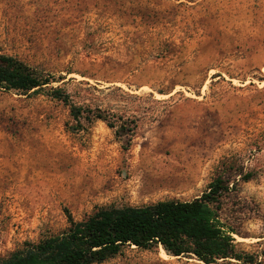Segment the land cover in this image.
Returning a JSON list of instances; mask_svg holds the SVG:
<instances>
[{
  "label": "rangeland",
  "instance_id": "rangeland-1",
  "mask_svg": "<svg viewBox=\"0 0 264 264\" xmlns=\"http://www.w3.org/2000/svg\"><path fill=\"white\" fill-rule=\"evenodd\" d=\"M0 54L50 81L0 89V260L67 214L190 201L221 177L222 219L264 264V0H0ZM51 88L125 127L79 126ZM103 264L202 263L131 246Z\"/></svg>",
  "mask_w": 264,
  "mask_h": 264
},
{
  "label": "trees",
  "instance_id": "trees-1",
  "mask_svg": "<svg viewBox=\"0 0 264 264\" xmlns=\"http://www.w3.org/2000/svg\"><path fill=\"white\" fill-rule=\"evenodd\" d=\"M49 84L34 68L15 57L0 54L1 90L27 95ZM50 94L68 107L71 118L79 126L81 119L88 124L105 122L109 128H116V132L125 127L124 123L110 121L99 109L74 106L60 88H51ZM230 191L228 182L218 177L190 201L101 208L79 222L67 214L68 226L64 231L37 244H25L22 250L1 259L0 264H103L131 246L146 251L161 248L168 256L202 264L231 261L262 264L257 255L238 248L232 237L233 227L222 219V202ZM28 253L36 258L27 259Z\"/></svg>",
  "mask_w": 264,
  "mask_h": 264
}]
</instances>
